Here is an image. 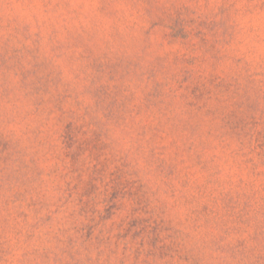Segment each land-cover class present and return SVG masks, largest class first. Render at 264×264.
<instances>
[{
  "label": "rangeland",
  "instance_id": "rangeland-1",
  "mask_svg": "<svg viewBox=\"0 0 264 264\" xmlns=\"http://www.w3.org/2000/svg\"><path fill=\"white\" fill-rule=\"evenodd\" d=\"M0 264H264V0H0Z\"/></svg>",
  "mask_w": 264,
  "mask_h": 264
}]
</instances>
